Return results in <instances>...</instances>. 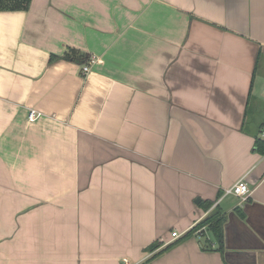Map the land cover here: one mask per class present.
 <instances>
[{
  "label": "crops",
  "instance_id": "crops-1",
  "mask_svg": "<svg viewBox=\"0 0 264 264\" xmlns=\"http://www.w3.org/2000/svg\"><path fill=\"white\" fill-rule=\"evenodd\" d=\"M259 69L264 0L0 12V264H264Z\"/></svg>",
  "mask_w": 264,
  "mask_h": 264
},
{
  "label": "trees",
  "instance_id": "trees-1",
  "mask_svg": "<svg viewBox=\"0 0 264 264\" xmlns=\"http://www.w3.org/2000/svg\"><path fill=\"white\" fill-rule=\"evenodd\" d=\"M31 0H0V12L2 11H8V12H14V11H27L29 9ZM73 54H76L72 50H67L62 56L55 57L50 56V62L56 60V59H63L67 61H72L74 58L72 57ZM88 60V58H87ZM264 101V100H263ZM264 103V102H263ZM264 108V104H263ZM264 126V115L261 119L260 123L257 126V133H259V130ZM255 145L257 148V151L260 155L264 154V141L260 140L258 137L255 139ZM212 204L208 205V208L211 207ZM207 208V209H208ZM221 224H222V216L218 209H214L210 214L206 215L201 221H199L192 229H190L185 237L191 236L195 234L198 230L207 227L213 234L217 244L221 245ZM157 244H153L149 247V252L155 251L157 248ZM168 248V247H167ZM150 261L147 260L146 263ZM145 263V264H146Z\"/></svg>",
  "mask_w": 264,
  "mask_h": 264
},
{
  "label": "built area",
  "instance_id": "built-area-1",
  "mask_svg": "<svg viewBox=\"0 0 264 264\" xmlns=\"http://www.w3.org/2000/svg\"><path fill=\"white\" fill-rule=\"evenodd\" d=\"M97 62H98V59L95 56H89L86 64L83 65L81 68V74L83 76H86L88 73H90L92 65L96 64ZM261 96H262V99L264 100V86L262 87V90H261ZM40 116H41V114L39 112L30 110L27 114V119L29 121L33 122V121L37 120ZM258 138L260 140L264 141V126L259 130ZM260 158H261V160H264V154L260 155ZM224 194L236 197L239 200V203L243 204L250 197L251 191L248 188V186L241 180V181L237 182L231 188L226 189L224 191ZM173 236L177 237L176 233ZM122 261H123V264H128L126 259H124Z\"/></svg>",
  "mask_w": 264,
  "mask_h": 264
},
{
  "label": "rangeland",
  "instance_id": "rangeland-1",
  "mask_svg": "<svg viewBox=\"0 0 264 264\" xmlns=\"http://www.w3.org/2000/svg\"><path fill=\"white\" fill-rule=\"evenodd\" d=\"M262 73V69L258 71V79L255 83V86H254V94L256 93H259L261 94V90H262V87L264 86V75L261 74ZM261 100H263L261 98Z\"/></svg>",
  "mask_w": 264,
  "mask_h": 264
}]
</instances>
